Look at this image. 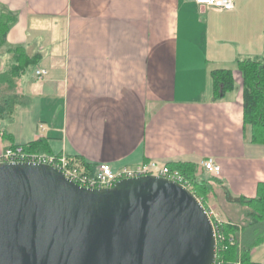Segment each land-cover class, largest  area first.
Instances as JSON below:
<instances>
[{
  "label": "crops",
  "instance_id": "crops-1",
  "mask_svg": "<svg viewBox=\"0 0 264 264\" xmlns=\"http://www.w3.org/2000/svg\"><path fill=\"white\" fill-rule=\"evenodd\" d=\"M232 1L219 11L194 0H0L15 16L6 45L41 55L19 79L31 104L5 127L0 153L42 138L91 169L192 163L210 188L206 207L239 225L245 209L226 192L256 195L264 144L243 124L237 61L264 59V0ZM222 68L234 88L213 100L210 72ZM208 158L218 173L204 169Z\"/></svg>",
  "mask_w": 264,
  "mask_h": 264
},
{
  "label": "water",
  "instance_id": "water-1",
  "mask_svg": "<svg viewBox=\"0 0 264 264\" xmlns=\"http://www.w3.org/2000/svg\"><path fill=\"white\" fill-rule=\"evenodd\" d=\"M205 207L169 178L76 184L45 163L0 161V264H215Z\"/></svg>",
  "mask_w": 264,
  "mask_h": 264
},
{
  "label": "trees",
  "instance_id": "trees-1",
  "mask_svg": "<svg viewBox=\"0 0 264 264\" xmlns=\"http://www.w3.org/2000/svg\"><path fill=\"white\" fill-rule=\"evenodd\" d=\"M14 21L13 14L0 11V56L5 54L9 57L3 60L0 68V135L3 140L9 141L12 136L5 127L15 122L20 109L28 108L31 104V97L19 89V79L39 62L41 56L39 52L28 51L25 45H6V33ZM237 67L242 76L243 124L250 127L252 142L264 144V59H242L237 61ZM210 83L213 100L224 97L234 88L231 70H212ZM23 147L26 151L33 149L51 154L42 138ZM166 165L178 171L188 181L190 190L205 207V196L210 188L204 180L199 181L196 177L197 166L192 163ZM226 200L246 206L249 220L247 225L240 228L241 231H238L235 224H219L218 230L224 239L217 244L215 264H264V261L256 262L251 259L253 248L264 242V182L258 183L256 195L252 198H234L226 192ZM229 238L233 239V243L229 242Z\"/></svg>",
  "mask_w": 264,
  "mask_h": 264
},
{
  "label": "built area",
  "instance_id": "built-area-1",
  "mask_svg": "<svg viewBox=\"0 0 264 264\" xmlns=\"http://www.w3.org/2000/svg\"><path fill=\"white\" fill-rule=\"evenodd\" d=\"M194 2L200 6H206L219 11L233 8L232 0H194ZM45 74L46 70L44 69H37L35 71V76L37 78H41ZM35 153L36 152L26 151L23 145L7 146L0 153V161H28L45 163L60 170L65 177L76 184L88 188L110 187L119 179L152 174L169 178L190 189L188 181L178 171L170 169L165 164H158L154 161L139 163L135 166H121L117 168H114L108 163H100L93 169H88L74 163L72 157H69L66 154L61 153L58 155L53 153ZM202 165L205 170L211 173H218L220 169V167L215 164L211 158L203 161ZM205 209L213 225L217 247L218 242L224 239V236L218 230L221 222L215 218V214L211 209L206 207ZM229 242L233 243V239L229 238Z\"/></svg>",
  "mask_w": 264,
  "mask_h": 264
},
{
  "label": "rangeland",
  "instance_id": "rangeland-1",
  "mask_svg": "<svg viewBox=\"0 0 264 264\" xmlns=\"http://www.w3.org/2000/svg\"><path fill=\"white\" fill-rule=\"evenodd\" d=\"M29 152H36L35 154H37V153L46 154L43 152L41 153V152L33 151V149H31ZM241 206L244 207L243 209H245V212L243 213V215H241L243 218L241 217V220H239V225H236L238 231H241L240 228L244 225H247L248 224L247 222L249 220V218L247 217V214H246L248 208L244 205H241ZM205 207H206V205H205ZM251 259L253 261H256V262H263L264 261V242L253 248L252 253H251Z\"/></svg>",
  "mask_w": 264,
  "mask_h": 264
}]
</instances>
